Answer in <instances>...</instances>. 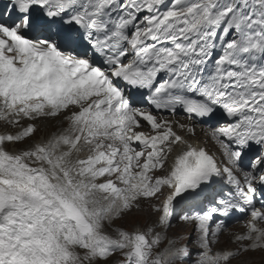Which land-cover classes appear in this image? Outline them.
Wrapping results in <instances>:
<instances>
[{
  "label": "snow or ice",
  "instance_id": "snow-or-ice-1",
  "mask_svg": "<svg viewBox=\"0 0 264 264\" xmlns=\"http://www.w3.org/2000/svg\"><path fill=\"white\" fill-rule=\"evenodd\" d=\"M0 121V264H264V0H0Z\"/></svg>",
  "mask_w": 264,
  "mask_h": 264
},
{
  "label": "rangeland",
  "instance_id": "rangeland-1",
  "mask_svg": "<svg viewBox=\"0 0 264 264\" xmlns=\"http://www.w3.org/2000/svg\"><path fill=\"white\" fill-rule=\"evenodd\" d=\"M139 216L140 222L143 223L144 221L148 220V219H154L153 216H151L150 213L148 212H143V213H139L137 214ZM123 223L127 224L129 227L131 226L132 222H133V218H128L127 220H122ZM223 238L229 239V234H226ZM220 246V244H219ZM255 259H259V255L254 257ZM182 264V263H180ZM183 264H188L187 262L183 263Z\"/></svg>",
  "mask_w": 264,
  "mask_h": 264
},
{
  "label": "bare ground",
  "instance_id": "bare-ground-1",
  "mask_svg": "<svg viewBox=\"0 0 264 264\" xmlns=\"http://www.w3.org/2000/svg\"><path fill=\"white\" fill-rule=\"evenodd\" d=\"M196 136H199V137L203 138L204 140H206V137L204 136V133L201 132V131L199 130V128H198V130H197ZM242 225H243V220L238 221V222H236L235 224H233V226L230 228V230H235L236 228L241 227ZM182 229H184V228H182ZM226 234H228V233H226ZM226 234H225V235H226ZM185 262H187V261H183V263H185Z\"/></svg>",
  "mask_w": 264,
  "mask_h": 264
}]
</instances>
